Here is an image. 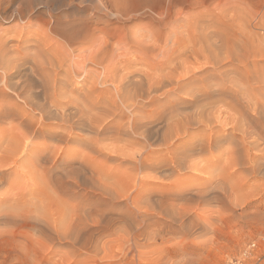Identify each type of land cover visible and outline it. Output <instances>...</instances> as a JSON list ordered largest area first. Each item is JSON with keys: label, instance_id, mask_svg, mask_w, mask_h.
Wrapping results in <instances>:
<instances>
[{"label": "bare ground", "instance_id": "1", "mask_svg": "<svg viewBox=\"0 0 264 264\" xmlns=\"http://www.w3.org/2000/svg\"><path fill=\"white\" fill-rule=\"evenodd\" d=\"M30 1H18L6 15L8 21L21 22L16 33L0 35V213H5L0 217L6 223L32 227L35 221L30 224L29 217L42 218L67 238L70 200L90 188L105 190L98 185L106 168L103 172L99 163L91 164L94 184L84 172L99 156L129 164L123 171L132 172L139 187L150 171L146 177L155 180L188 172L207 178L171 186L156 199L162 206L171 195L191 198L193 189L204 195L208 182L229 181L236 170L253 163L251 150L264 154V67L259 59L264 61V49L255 47L260 36L253 32L264 20V2L257 6L259 16L209 10L184 14L175 9L176 0H115L110 8L99 0L107 17L146 19L130 34L126 27L108 34L88 25L79 14L88 7L74 0L64 3L71 15L54 13L52 0H35L34 6ZM205 1L187 4L196 8ZM180 23L186 28L182 33L178 27V35L174 28ZM81 45L85 50L75 55L71 47ZM73 145L90 152L75 168ZM18 162L32 184L3 192L7 179L18 176L9 171ZM116 185L119 195L133 197L127 184Z\"/></svg>", "mask_w": 264, "mask_h": 264}, {"label": "rangeland", "instance_id": "2", "mask_svg": "<svg viewBox=\"0 0 264 264\" xmlns=\"http://www.w3.org/2000/svg\"><path fill=\"white\" fill-rule=\"evenodd\" d=\"M5 1L7 0H0V35L6 31V35L11 36L17 31L15 25H19L21 22L8 21L6 15L15 11L20 0H8L9 4ZM34 1H30L33 6ZM68 1L71 0H52V11L54 13L65 12L63 15L73 14V11L65 5L69 3ZM74 1L88 7V10L87 8L79 9L82 11L78 10L80 15L87 17L88 25L100 30L105 29L108 34H116L125 27L130 34L146 22L145 18L123 22L112 19L111 16H109L110 18L105 16L99 3L104 1L110 8L115 0ZM125 1L129 2L127 4H133V0ZM261 2L263 3L264 0H206L203 6L196 8H190L187 0H176L174 3L176 4L175 9L177 7L176 10L180 9L179 12L182 11L184 14L206 10L222 14H258L257 6L262 4ZM179 5L181 6L179 7ZM91 6L93 7L91 8ZM100 8L101 12H99ZM100 13H103L104 16ZM97 18H100L98 22H96ZM254 23L255 21H252L247 29L249 32L253 29ZM262 24L264 25V20L261 25L257 26L258 28L256 27V31L255 28L253 29L255 34L259 32V35L257 34L258 37L260 36L258 45H256L257 40L254 43L256 48H262L261 51L264 49V40L261 38L264 37ZM177 25L175 24L174 30L179 27L177 30H181L183 33L186 28L184 27L185 23L184 26L183 23H180L181 26ZM173 27L170 30H173ZM165 32L167 31L165 30ZM247 33L243 34L247 36ZM177 34H181L180 31H177ZM248 35L252 36V33H248ZM262 41L263 43H259ZM164 43H161L162 47ZM74 47H71L74 51L77 50L74 54L85 50V46L82 45ZM115 56L117 55L115 54ZM126 57H130V55ZM259 59L260 66L264 67L262 57ZM92 67L90 66L88 69L90 68L89 70L94 72L96 68ZM124 112H126L125 109ZM260 147H264V144ZM70 150L76 153L72 159L74 168L83 161L85 154H87L86 159L90 155V152L82 151L78 147L76 149L74 145L70 147ZM109 155L113 154L109 153ZM249 156L254 160L253 163H249L251 167H248L249 164L242 166L235 171L229 181L214 179V181L208 182L212 184L205 185L206 191L204 192L206 194L203 192L204 195L200 193L202 191L196 189H191L190 192L193 194L191 198L185 197L188 196L187 194L184 196L171 195L170 200H167L162 206L156 203V199L161 194L165 195V191L167 192L171 186L180 185L184 180L207 181V178L201 174L188 172L168 179L158 178L155 180L146 177L152 175L150 171L141 178L142 181L145 179L146 184H141L139 187L135 176L131 174L132 172L123 171L128 170L129 164L119 162L120 165H118L116 160L111 159V162L110 159L107 160V158L99 156L94 161L92 160V163L87 164L88 172L87 170L84 172H86V177L91 178L93 174L90 173L92 172L91 164L93 163L97 165L99 163V167L106 168L105 172L107 171L108 176H104L107 174L102 168L104 174H101L103 177L100 179L99 185L97 184L101 186L99 188H102L103 184L105 190L102 188L99 192L90 188V190L82 192V197L77 196L74 198L75 200L73 198L70 200L69 226L71 230H69L67 238L58 236V233L54 229V231L52 230V225L50 227L48 221H43L42 218L36 221L29 217L28 222L32 224L35 221L34 226H23L22 228L10 221V223H6V220L0 217V264H232L235 260H240L241 264H264V154L258 150H251ZM19 166L20 162L14 166L16 168H10L9 171L17 173L18 178L12 175V178L7 179L6 186L2 187L3 192H16V186L22 187L25 183L32 184L27 174L21 172ZM109 167L118 169V171ZM123 174L124 177H122ZM90 178L89 183L91 184L94 180ZM105 178L108 181H105ZM111 180L114 182V185L113 182L110 183L113 186L123 184L122 187L125 188L124 184H127L126 188L130 187L127 192L131 197L133 194V197L127 200L125 196L119 195L118 185L115 186L117 188H113L108 184ZM9 183H13L15 186L13 190L8 187ZM95 183H97L96 179ZM109 189L111 190L109 191ZM102 191L108 192L104 195ZM137 191L140 194L139 197H135ZM131 200H134L133 205ZM35 223L39 228L35 226ZM51 232L52 234H50Z\"/></svg>", "mask_w": 264, "mask_h": 264}, {"label": "built area", "instance_id": "3", "mask_svg": "<svg viewBox=\"0 0 264 264\" xmlns=\"http://www.w3.org/2000/svg\"><path fill=\"white\" fill-rule=\"evenodd\" d=\"M232 264H241L240 260H235V262H232Z\"/></svg>", "mask_w": 264, "mask_h": 264}]
</instances>
